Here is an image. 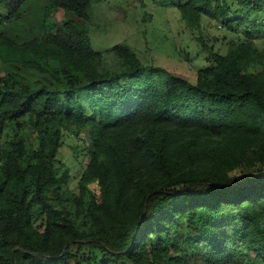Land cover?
<instances>
[{
    "label": "trees",
    "instance_id": "1",
    "mask_svg": "<svg viewBox=\"0 0 264 264\" xmlns=\"http://www.w3.org/2000/svg\"><path fill=\"white\" fill-rule=\"evenodd\" d=\"M33 1L0 0V264H264V52L209 48L191 82L50 21H87L92 0H41L30 16ZM161 3L192 30L264 23V0ZM64 133L87 155L78 194L55 165Z\"/></svg>",
    "mask_w": 264,
    "mask_h": 264
},
{
    "label": "rangeland",
    "instance_id": "2",
    "mask_svg": "<svg viewBox=\"0 0 264 264\" xmlns=\"http://www.w3.org/2000/svg\"><path fill=\"white\" fill-rule=\"evenodd\" d=\"M158 1L159 3L154 0H92L88 7L87 21L61 9H53L49 18L57 26L67 19L83 23L88 29L90 43L95 51L107 52L113 45L125 43L142 63L160 66L191 82L195 80L197 69L209 65V48L224 54L231 43L250 39L260 53L264 52V23L249 29L247 34L244 29L239 28L233 32L218 20L202 17L200 27L192 30L185 27L175 6L160 5L165 0ZM42 5L41 0L33 1L28 10L29 15L34 16ZM0 11L5 13L1 7ZM5 66L23 74L33 88L44 81L35 72L9 63ZM19 134L28 153L27 159L32 161L29 154L36 149L37 138L27 122L22 123ZM86 163L87 155L82 144L64 133L62 144L56 153L55 165L59 171H67L69 188L76 194L80 190V178ZM87 187L90 191H96L93 182H89Z\"/></svg>",
    "mask_w": 264,
    "mask_h": 264
}]
</instances>
